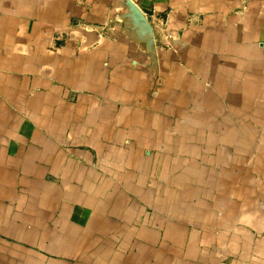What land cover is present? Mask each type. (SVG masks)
Returning a JSON list of instances; mask_svg holds the SVG:
<instances>
[{"label":"crops","instance_id":"obj_1","mask_svg":"<svg viewBox=\"0 0 264 264\" xmlns=\"http://www.w3.org/2000/svg\"><path fill=\"white\" fill-rule=\"evenodd\" d=\"M0 264H264V0H0Z\"/></svg>","mask_w":264,"mask_h":264},{"label":"rangeland","instance_id":"obj_2","mask_svg":"<svg viewBox=\"0 0 264 264\" xmlns=\"http://www.w3.org/2000/svg\"><path fill=\"white\" fill-rule=\"evenodd\" d=\"M177 35L175 34V36H174V34H171L170 35V40H173V39H177V38H174V37H176ZM169 47L172 49V48H174L175 47V42H170V44H169ZM218 94H221L222 95V97H218V100H219V102H226L228 99L226 98V92L224 93V92H222V91H218L217 92ZM255 93H259L260 95H258V99L260 100V103H261V91L260 92H258V91H255ZM220 96V95H219ZM203 98H204V96H203ZM260 109H261V107H260ZM226 113H228V110H227V108L226 107H222V109L220 110V113H219V115H221V116H223V115H225ZM223 114V115H222ZM225 125V123H219L218 124V128H219V130L220 131H222V128H223V126ZM237 141H239V142H242V140L241 139H236ZM245 141V140H244ZM227 142H228V140H225V139H223L222 140V143H224V146L225 147H227L226 146V144H227ZM247 143V142H246ZM240 144V143H239ZM223 146V145H222ZM247 146V145H246ZM234 147L235 148H240V146L238 147L237 146V144H234ZM260 147H259V143H252V142H250L249 143V148L247 149V148H244V149H246L245 151H248V152H244L243 151V149H242V151L240 150L239 152H236V150H235V155H234V157H235V168H240V166H242V165H240V160L241 159H244V163H245V160L247 159V157L249 156H247V155H245V153H248V154H250V156H251V158H252V162H255V163H259V161L261 160V150L259 149ZM226 149H224V151H225ZM237 153H239V154H237ZM256 153H258V155L256 154ZM231 155L232 154H230V155H228V157H229V159L231 158ZM227 165H229V163H227V164H225V166H224V168L227 166ZM249 165H243L241 168H242V170L240 169V170H235V181L236 182H240V180H241V176L242 175H245V173H246V168L248 167ZM223 168V169H224ZM222 173H225V171H223ZM255 188V190L253 189V191L255 192H257V191H259L256 187H254ZM194 189H196V188H194ZM193 189V190H194ZM199 189H201L202 191H201V195L204 197V196H208V194H209V188L208 187H201V188H199ZM246 190H248V189H246V188H243L242 186H240V184H239V186L237 185V186H232V187H230V185H228V186H226V187H223V186H221V187H219L218 189H217V191H218V193H221V194H225L226 193V195H225V197H228L229 199H230V197H231V193L234 195V196H238V197H235L234 198V205L235 204H237L238 202H239V199L240 198H242L243 196H244V194H246L245 193V191ZM232 191V192H231ZM188 192V191H187ZM189 194H190V192H188ZM214 193H215V191H214ZM230 196V197H229ZM224 204V203H223ZM222 203H220V202H218V204H212L211 206H212V211H213V213H214V211L216 210L217 212H218V214H217V216H218V221H219V217L221 216L222 217V215L224 214V211L226 210L225 208V205H223ZM206 205V203H202V207L204 208V206ZM210 204L207 206V208H205V209H209L210 207ZM223 206V207H222ZM187 208V207H186ZM221 214V215H220ZM167 217H171V218H169V219H171V221H170V223H178L177 222V220H175L174 218V216L173 215H168ZM173 218V219H172ZM256 237H257V239L258 240H261V232L260 233H258L257 232V234H256Z\"/></svg>","mask_w":264,"mask_h":264}]
</instances>
